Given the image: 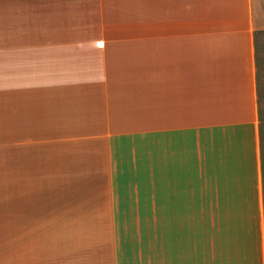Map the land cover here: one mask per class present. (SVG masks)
<instances>
[{"label": "crops", "instance_id": "1", "mask_svg": "<svg viewBox=\"0 0 264 264\" xmlns=\"http://www.w3.org/2000/svg\"><path fill=\"white\" fill-rule=\"evenodd\" d=\"M53 4L0 0L11 264H36L37 222L91 226L84 264H264V0H191L126 73L54 41Z\"/></svg>", "mask_w": 264, "mask_h": 264}, {"label": "rangeland", "instance_id": "2", "mask_svg": "<svg viewBox=\"0 0 264 264\" xmlns=\"http://www.w3.org/2000/svg\"><path fill=\"white\" fill-rule=\"evenodd\" d=\"M191 0H54L53 38L56 40H99L107 47L116 73H126L127 64L139 67L144 47H156L160 23L188 21ZM151 53V52H150ZM128 60V62H127ZM155 63V58H153ZM137 65V66H135ZM112 73V71H111ZM76 222H37L36 264H84L77 258L85 255L68 253L85 244L97 245L89 231ZM52 230L63 231L57 235ZM95 230L97 228L95 227ZM60 234V233H59ZM11 239H0L5 264H11ZM10 245V246H8Z\"/></svg>", "mask_w": 264, "mask_h": 264}]
</instances>
